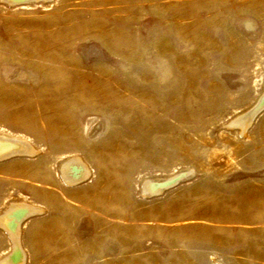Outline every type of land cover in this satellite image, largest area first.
<instances>
[{
  "label": "rangeland",
  "instance_id": "rangeland-1",
  "mask_svg": "<svg viewBox=\"0 0 264 264\" xmlns=\"http://www.w3.org/2000/svg\"><path fill=\"white\" fill-rule=\"evenodd\" d=\"M263 93L264 0H0L12 264H264Z\"/></svg>",
  "mask_w": 264,
  "mask_h": 264
},
{
  "label": "bare ground",
  "instance_id": "bare-ground-1",
  "mask_svg": "<svg viewBox=\"0 0 264 264\" xmlns=\"http://www.w3.org/2000/svg\"><path fill=\"white\" fill-rule=\"evenodd\" d=\"M4 1L9 2L8 4H15L14 0H4ZM33 1L36 2V1H50V0H27L21 3L33 2ZM19 3L20 2H18V4ZM263 95L264 93L262 94V96ZM260 99L257 105H255V107L252 110H250L247 114L241 116L239 120L233 121V125L234 126H237L238 124L242 125L244 121H247V119L250 122V120H252L264 106V101H261ZM33 151H34V147L30 141H27L23 138L13 136V135H10L4 132L3 133L0 132V160L10 158L16 155H21L23 153H33ZM83 164L84 163H82V161L77 158L69 159L68 161H66L63 164L62 170H61L64 180L70 184L82 181V179L85 176H87L85 175L87 170L85 168V165ZM77 167L79 169H77ZM179 177L177 178L175 177L171 179L169 183H172L174 181L176 182ZM158 184H161V183L158 182ZM156 188L157 187H156L155 181L154 183L145 182L143 184V190L149 195L153 194L156 191L160 192ZM39 211L40 209L37 208L35 205L33 206L31 204L21 202V203L11 205L10 207H8V209L5 212L0 214V225L6 228L8 232L10 233L9 235L13 239L15 250L17 249V247H19L18 238H19V233H20L19 227H20V224H22L21 221L24 220L27 216L33 213L39 212ZM18 250L19 249H17L16 253H13L15 255H8L7 257H5V259L1 260L0 264H10V263L12 264L15 261L19 260L20 258L23 259L22 257L23 253L20 250L19 251Z\"/></svg>",
  "mask_w": 264,
  "mask_h": 264
},
{
  "label": "water",
  "instance_id": "water-1",
  "mask_svg": "<svg viewBox=\"0 0 264 264\" xmlns=\"http://www.w3.org/2000/svg\"><path fill=\"white\" fill-rule=\"evenodd\" d=\"M24 1H27V0H14L15 4L18 3V2L21 3V2H24ZM6 2H7V1H6ZM8 3H9V2H8ZM260 100H261V101H264V95L261 97ZM261 101H260V102H261ZM175 183H176V182H175Z\"/></svg>",
  "mask_w": 264,
  "mask_h": 264
}]
</instances>
